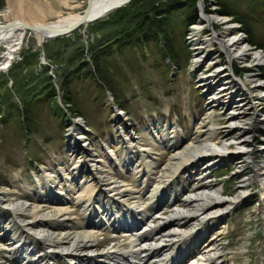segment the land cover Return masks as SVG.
Returning a JSON list of instances; mask_svg holds the SVG:
<instances>
[{"label":"bare ground","instance_id":"6f19581e","mask_svg":"<svg viewBox=\"0 0 264 264\" xmlns=\"http://www.w3.org/2000/svg\"><path fill=\"white\" fill-rule=\"evenodd\" d=\"M26 1L28 16L18 15L6 26H0V45L6 48L0 69L6 68L14 58L26 30H29L27 27L40 28L32 32L41 43L54 32L78 21L86 9L45 21L35 16V2ZM122 1L91 0L86 9L89 20L79 27L93 22L90 19L100 14L103 17ZM200 2V21L190 28L193 65L198 66L205 56L210 55L204 62L210 72L208 75L204 73L206 76L200 73L198 82L210 89L206 92L208 109L221 106L226 111L228 125L223 127L225 129L217 127L211 113L196 122L190 133L178 128L175 122L152 123L144 129L149 142L170 152L167 163L160 166L150 150L142 149L140 138L124 132L118 136V155L112 149L108 150V141L91 149L90 142H86L79 132L84 129L76 120H71L79 126V129L72 126L67 130L72 150L68 149L72 152L71 168L63 163L52 164L51 168L38 169L32 175V185L22 183L20 191L16 186L13 191L8 187L0 190V239L3 241L0 249H7L12 254H33L32 264H53L55 257H60L63 264H175V251L191 243L192 238L203 237L207 231L205 228L213 220L229 213L243 199L251 183L256 182L264 201V141L257 138L258 129L264 130V78L260 74H251L246 76V82H242L231 76L232 62L244 63L246 57H251L256 69L264 62V53L246 43L227 16H220L215 10L206 14L202 7L204 0ZM213 24L223 25L222 32H214ZM205 27L210 28L208 36L202 35ZM214 42L218 44V51L212 48ZM221 54L224 57L219 61L217 56ZM216 79L220 83L212 84ZM256 92L258 95L253 94ZM238 97L241 103L234 105L237 103L234 98ZM114 110L115 118L121 120L115 106ZM222 138L224 140L220 142ZM231 146L235 149L231 150ZM230 155L238 159L236 175L246 170L248 173L236 183V195L229 198L223 197L220 187L206 179L208 170ZM197 166L199 176L203 177L184 195L183 207L171 210L163 219L155 217L156 213L165 210L163 207L157 212L165 192L172 191L174 201L181 193L173 189L177 176ZM126 167L136 171L134 188L115 177V172ZM156 169L160 175L153 178ZM81 173L89 174L92 179L81 176ZM68 203L80 209L81 220ZM170 203L171 199L166 200L165 206L168 208ZM258 212L264 220V208ZM105 223L119 224L118 227L140 223L134 229H127L138 231L130 240V250L121 252L111 247L100 252L95 249L98 244L95 233ZM218 239V235L206 239V251L192 258L189 264H217L216 261L223 256L220 255L221 248L216 245ZM39 246L41 255L35 253Z\"/></svg>","mask_w":264,"mask_h":264},{"label":"rangeland","instance_id":"374dc122","mask_svg":"<svg viewBox=\"0 0 264 264\" xmlns=\"http://www.w3.org/2000/svg\"><path fill=\"white\" fill-rule=\"evenodd\" d=\"M33 1L35 2L33 5L35 4V7H37L35 16L38 19L54 21L69 13L82 12L86 8L88 0ZM220 1L226 10L232 14L220 13L215 3H208V1L204 0L203 8L206 14L215 10L220 13V16H227L230 22L235 24L233 26L237 27V31L242 34L246 43L264 52V0H253L251 4L246 0ZM27 4L26 0H0V24L10 22L18 15L28 16V12H26ZM111 12L100 19H107ZM198 13L199 7L197 4L196 16L193 22L197 20ZM179 16L184 18L181 12L175 15V18H178H176L177 21L175 23L177 25L175 27V34L178 44L176 41L175 47L179 55L178 63L167 62V59L150 43L138 45L136 48H123L119 52H114L105 58H101V62L103 61L102 66L107 68L106 74L109 76L112 89L99 84L96 81V77L92 75L68 80L70 96L72 97L71 103L80 114L78 117L82 119L78 122H81L83 125L84 132L82 130H79V132L82 133L83 139L86 142H90L91 149L98 148L102 143L108 141L110 146L108 150L112 149L114 154L118 155V148L120 146V137L118 136L121 132H124L125 135L140 138L139 144L142 146V149L150 150L153 153L151 156L156 159L158 165L162 166L167 163L170 152L168 149L162 151L149 142V135L144 129L148 128L152 123L165 122L169 124L177 120L182 129L190 133L196 122L211 113L215 116L214 123L218 124V128L225 129L223 127L228 125L227 113L224 108L217 106L208 109L206 92L210 89L200 86V82H198V75L200 76V73L203 72V75L204 73L208 75L210 72L208 70L209 67L204 63L206 59L210 58V55L205 56L198 66L195 67L193 65L191 34L187 31L188 25L183 28L186 23ZM235 16H239L246 22L236 21ZM96 21L82 26L72 33H77V38L80 37L83 40H86L87 37L89 39L99 38L102 31L93 30L88 33V28ZM246 26L250 28V34L243 29ZM222 27L223 25L213 24L212 30L219 34V32H222ZM209 33V27H205L202 30L203 36H208L207 34ZM182 36H184V40ZM62 37L64 36L59 38ZM67 39H69L68 43L63 44V46L60 45L61 42H64V39H45L42 47H39L35 34L30 30H26L23 42L15 53L18 56L12 60L7 70H0L1 73L7 74L12 65L15 63V65L21 64L24 55H28L27 60L32 61L34 63L33 66L43 65V73L46 72L47 75L51 76L54 85H56V101L61 111L64 112L62 117H57L54 111L51 110L50 105L37 102L32 112L35 121H33L29 131L21 124L19 115H15L14 117L12 114L5 123H0V190L3 187H8L13 191L16 186V190L20 191V184L27 183L32 185V175L36 174L38 169L51 168L52 164L63 163L69 168L72 167V152H68V149L72 151L70 147L71 142H68L69 138L66 130L72 126L75 129H79V126L77 123L73 124L71 122L72 118H75L76 115L71 116L69 112H65V107H63L64 104L60 99V95L63 92L60 89V83L63 82L66 72L58 68L59 55L50 49L55 45V41H57V45L60 46L59 52L61 56L62 50L64 51L62 59H65L67 53L72 51V48L68 46L70 50H66L64 47L76 43V37L71 36V38ZM212 46L214 51H218V44L216 42ZM44 47L49 48V51L46 52ZM5 50V46L0 45V60ZM42 51L46 64H43L41 60ZM218 54L219 52L215 53L214 56ZM84 56V60H89L90 55L88 53H85ZM217 57L221 61L224 55L221 54ZM243 62L240 63L236 60L232 62L233 74L231 76L234 79L246 82V76L251 74H260L264 78V62L256 69L252 64L251 57H246ZM17 69H20V66ZM28 69L18 70L19 77L27 73ZM10 82L11 80L8 82V86L11 85ZM217 82L216 79L212 84H216ZM40 85L36 82H26L24 87L28 91L31 89L30 93L34 92L37 89L36 86ZM253 94L258 95L257 92ZM110 96H112V100ZM12 98L15 102H19L17 97L12 95ZM234 100L237 101L234 105L241 103L238 102L239 97L237 99L234 98ZM111 105L116 106L117 112L121 111L118 112L122 116L121 120L115 118V112L111 109ZM70 117L72 118L70 119ZM248 117L256 118L257 121L259 119L257 116ZM261 126L262 124L259 125V127ZM257 134L258 141H264V130L259 128ZM223 140L224 138L219 141L222 142ZM254 143L255 141L251 144L253 145ZM232 149H235L234 146H231ZM101 157L106 158L104 154ZM236 159L232 155L227 156L225 160L218 162L208 170L209 177L207 180L211 181L212 184H216L217 188L220 187L223 197L230 198L236 195V183L243 176H247L248 170L236 175V161L238 160ZM257 160L260 161V158H257ZM195 168H198V166ZM135 172V169L127 167L124 170L121 169L120 172H115V177L127 184L128 187L134 188L136 186L134 181L137 178ZM183 173H180L174 180L175 187L177 184L180 187V183L176 181L180 180L182 176H187V173L185 175ZM83 175H86L85 177L89 180L92 179L87 173H81V176ZM159 175L160 172L156 169L152 176L154 178ZM15 179L18 180L16 183ZM190 189L184 187L185 192L183 191L168 208L165 206L166 200L160 203L157 206V212L163 207H165V210L163 209V211L156 213L155 217L163 219L171 210L183 207L182 198L190 192ZM166 193L165 195H172L171 191H167ZM4 198L7 199V196L4 195ZM262 204H264V201L260 198L258 186L256 182H253L248 190H246L243 199L229 213L213 220L208 225L209 227L205 228L207 231L205 230L206 233L203 237L192 238V242L189 243L191 247H179L175 251L174 259L176 260L179 255L184 257L185 252L189 254L179 261V263L175 264H189L191 261L189 259L193 254L195 256L201 255L206 251L208 248L204 244L206 239L208 240L209 237L217 235L219 239L216 245L221 248L220 255H223L216 261L217 264H264V220L260 218L258 212V209L264 208ZM67 205L73 209L74 214L81 220L80 209L73 206L72 203H68ZM134 231L110 233L109 231L99 229L95 233L96 242L98 243L95 249L101 252L113 247L121 252H126L130 250L132 233H136ZM40 241V239L37 240L38 245ZM0 243L3 244L1 239ZM25 248H28V246H25ZM35 253L37 255L42 254L40 246L36 249ZM32 258L33 254H12L6 252L3 248L0 249V262L4 264H25L26 261ZM48 258L49 255L46 257L47 261ZM51 263L63 264V261L60 257H55Z\"/></svg>","mask_w":264,"mask_h":264},{"label":"trees","instance_id":"16d2710c","mask_svg":"<svg viewBox=\"0 0 264 264\" xmlns=\"http://www.w3.org/2000/svg\"><path fill=\"white\" fill-rule=\"evenodd\" d=\"M246 1L250 4L253 2V0ZM214 3L218 6L220 13L232 14L226 10L220 0H214ZM196 11L197 0H130L126 5L111 12L107 19H99L90 25L88 33L93 30L102 31L99 38L89 39L87 37L86 41L80 37L77 38V33H72L67 37H58L60 40L64 39L60 46L68 43L69 39L67 38L76 37V43L64 47L66 50L72 48L65 59H62L64 51L62 50L61 56L57 41L50 48L59 55L58 68L66 72L63 82L60 83V89L63 91L60 99L64 104L65 112H69L71 116H80L71 103L72 97L70 96L68 80L92 75L96 77L99 84L112 89L109 76L106 74L107 68H104L102 66L103 61L101 62V58H105L111 53L119 52L123 48H136L138 45L151 43L169 62L178 63L179 55L175 47L176 41L178 44L175 34V27L177 26L175 23L178 18L176 17V19L175 15L178 12L183 14L184 18L179 17H182L186 23L183 27L185 28L193 22ZM235 20L246 22L239 16H235ZM243 29L250 34L248 26ZM182 39L184 40V36ZM68 46L70 47L68 48ZM44 48L46 52L49 51V48ZM85 53L90 55L89 60H84ZM27 59L28 55H24L22 63L12 65L7 74L0 72V123H5L12 114L14 117L19 115L21 124L29 131L33 121H35L32 112L37 102L50 105L57 117H62L64 112L61 111L56 101V85H54L51 76L47 75L46 72L43 73V65L33 66L34 63ZM18 66L20 69H17ZM24 68L29 69L27 73L19 77V71ZM10 80L11 85L8 86ZM26 82H36L41 85L36 86L37 89L29 93L31 89L28 91L24 87ZM3 88L5 89L3 90ZM13 94L16 95L19 102L14 101Z\"/></svg>","mask_w":264,"mask_h":264},{"label":"water","instance_id":"95a60500","mask_svg":"<svg viewBox=\"0 0 264 264\" xmlns=\"http://www.w3.org/2000/svg\"><path fill=\"white\" fill-rule=\"evenodd\" d=\"M90 1L91 0H88L87 1V5H86V9L88 8V6H89V3H90ZM130 0H123L120 4H117L116 6H113L114 7V9H116V8H119V7H121V6H124L125 5V3H128ZM201 0H198V2H197V4H198V7H200V5H201V2H200ZM84 10V12H83V15H82V17L78 20V21H76L75 23H73L71 26H69V27H67V28H64V29H61V30H59V31H57V32H54L55 34L54 35H51L52 37H49V38H47V39H54V38H56V37H61V36H66V35H69V34H71L73 31H75V30H77L78 28H80L79 26L82 24V23H84L86 20H89V12H87V10ZM101 15L102 14H100V15H98V16H96V17H94V18H91L90 19V21H95V20H97V19H99L100 17H101ZM220 15V14H219ZM7 24H5V25H0V26H6ZM27 29H29V30H37V29H40V28H37V27H27ZM44 29V28H43ZM42 43H43V41L41 42V43H37V45L39 46V47H42ZM254 48V47H253ZM259 51H261V52H263L261 49H258ZM42 53V57H41V60H42V63L43 64H46V62H45V59H44V53H43V51L41 52ZM264 53V52H263ZM53 76V75H52ZM111 108L114 110V106H111ZM115 108H116V106H115ZM115 111V110H114ZM75 120L77 121V120H81V118L80 117H77V118H75ZM79 126L80 127H82L83 128V125L81 124V122H79ZM67 136H69V135H67Z\"/></svg>","mask_w":264,"mask_h":264},{"label":"built area","instance_id":"2783aa9c","mask_svg":"<svg viewBox=\"0 0 264 264\" xmlns=\"http://www.w3.org/2000/svg\"><path fill=\"white\" fill-rule=\"evenodd\" d=\"M1 61H2V59H1ZM1 61H0V63H1Z\"/></svg>","mask_w":264,"mask_h":264}]
</instances>
